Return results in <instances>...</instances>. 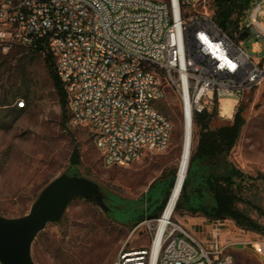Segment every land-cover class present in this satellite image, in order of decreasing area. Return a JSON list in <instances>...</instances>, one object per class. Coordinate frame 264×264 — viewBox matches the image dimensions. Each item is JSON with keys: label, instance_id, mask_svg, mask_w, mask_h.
<instances>
[{"label": "built area", "instance_id": "1", "mask_svg": "<svg viewBox=\"0 0 264 264\" xmlns=\"http://www.w3.org/2000/svg\"><path fill=\"white\" fill-rule=\"evenodd\" d=\"M263 18L264 0H252L229 35L215 23L210 0H0V57L46 45L69 125L89 132L104 167H130L170 147L173 125L158 108L167 87L183 123L193 124L223 98L264 84V61L242 48L249 37L264 38ZM253 51L261 52L257 41ZM158 221L142 223L153 232L148 247L123 250L113 264H235L238 248L264 258V240L225 221L210 222L202 238L171 222L158 238Z\"/></svg>", "mask_w": 264, "mask_h": 264}, {"label": "rangeland", "instance_id": "2", "mask_svg": "<svg viewBox=\"0 0 264 264\" xmlns=\"http://www.w3.org/2000/svg\"><path fill=\"white\" fill-rule=\"evenodd\" d=\"M260 21L264 24V18ZM256 41L261 52L253 51ZM242 48L250 57L264 61V38L249 37ZM0 64L3 75L0 97L12 82L15 88L21 87L22 71L31 79L28 85L32 97L22 111L16 109L15 101L4 105L0 102V216L9 219L25 216L40 192L64 174L95 183L106 207L102 209L83 198L74 199L61 220L47 224L34 239L31 246L34 264H113L123 250L148 247L153 232L142 223L162 216L181 156L184 125L174 91L167 87L165 99L158 103L173 125L169 149L150 154L130 167L108 168L103 166L86 129L72 127L68 121L61 123L58 100L40 55L17 46L1 55ZM223 99L235 105L227 118L221 114L219 102L216 123H231L240 108L244 124L236 146L217 166L221 169L228 162L245 175L264 176V84L240 98ZM192 128L193 146L194 124ZM243 197L245 202L239 203L238 208L264 230L263 184L259 180L254 182ZM216 220L192 213L183 204L170 221L202 238L201 233ZM224 221L235 233L243 230L254 239L264 240L262 230L243 229L232 219ZM233 255L235 264H264V258L241 248L234 250Z\"/></svg>", "mask_w": 264, "mask_h": 264}, {"label": "trees", "instance_id": "3", "mask_svg": "<svg viewBox=\"0 0 264 264\" xmlns=\"http://www.w3.org/2000/svg\"><path fill=\"white\" fill-rule=\"evenodd\" d=\"M251 6L252 0H210L215 23L229 35L237 29L238 24L246 17ZM26 49L30 53L42 57L44 70L58 100L61 123L64 124L68 121L67 97L56 72L54 55L46 45L42 44H38L36 48ZM157 71L163 74L162 70ZM2 76V72H0V81ZM20 81L21 87L15 88V83L12 82L2 98L0 97V102L3 105L21 100L27 105L32 102L31 90L28 85L31 79L26 71H22ZM16 109L22 111V109ZM241 113L242 109L239 108L231 123L217 124L218 103H216L211 112L194 116L193 124L196 133L193 134L187 175L175 211H178L184 204L192 213H199L222 221L232 219L243 229L264 231L256 221L238 208L239 203L245 202L243 193L250 185L259 180L264 186V176L245 175L228 162L221 169L217 166L218 161L222 157H227L237 144L244 124ZM197 195L198 197H196Z\"/></svg>", "mask_w": 264, "mask_h": 264}, {"label": "water", "instance_id": "4", "mask_svg": "<svg viewBox=\"0 0 264 264\" xmlns=\"http://www.w3.org/2000/svg\"><path fill=\"white\" fill-rule=\"evenodd\" d=\"M246 33L241 35L245 39ZM83 198L106 209L98 187L90 180L61 175L52 180L39 194L28 214L9 219L0 216V263L34 264L31 246L36 236L49 223L61 220L68 205Z\"/></svg>", "mask_w": 264, "mask_h": 264}, {"label": "bare ground", "instance_id": "5", "mask_svg": "<svg viewBox=\"0 0 264 264\" xmlns=\"http://www.w3.org/2000/svg\"><path fill=\"white\" fill-rule=\"evenodd\" d=\"M221 114L226 117H230L233 110V104L227 103L221 106ZM183 137H182V146H181V156L178 164L176 179L169 195L167 204L164 208L162 216L158 221V238L161 232L168 226L171 222V217L174 214L176 205L180 198L182 186L187 175V170L189 166V159L192 150V123L189 119H186L183 123ZM184 187V186H183ZM156 258V249L153 250V263Z\"/></svg>", "mask_w": 264, "mask_h": 264}, {"label": "crops", "instance_id": "6", "mask_svg": "<svg viewBox=\"0 0 264 264\" xmlns=\"http://www.w3.org/2000/svg\"><path fill=\"white\" fill-rule=\"evenodd\" d=\"M227 103H232V102H230L228 99H222L221 101H220V104H221V106L222 105H225V104H227ZM233 104V103H232ZM235 104H233V106H234ZM222 108V107H221ZM220 108V109H221ZM233 111V110H232ZM230 117H231V115H230ZM227 118H229V117H227Z\"/></svg>", "mask_w": 264, "mask_h": 264}]
</instances>
